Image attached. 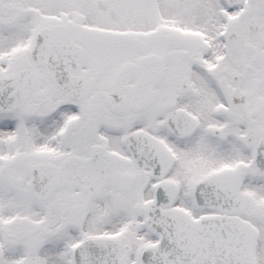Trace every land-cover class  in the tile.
Listing matches in <instances>:
<instances>
[{
    "label": "snow or ice",
    "instance_id": "6c2138e0",
    "mask_svg": "<svg viewBox=\"0 0 264 264\" xmlns=\"http://www.w3.org/2000/svg\"><path fill=\"white\" fill-rule=\"evenodd\" d=\"M0 264H264V0H0Z\"/></svg>",
    "mask_w": 264,
    "mask_h": 264
}]
</instances>
